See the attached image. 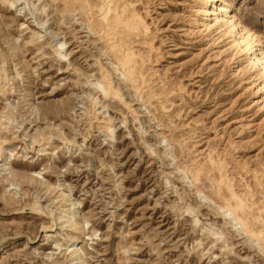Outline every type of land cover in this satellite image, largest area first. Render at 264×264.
I'll return each mask as SVG.
<instances>
[{"label":"rangeland","instance_id":"374dc122","mask_svg":"<svg viewBox=\"0 0 264 264\" xmlns=\"http://www.w3.org/2000/svg\"><path fill=\"white\" fill-rule=\"evenodd\" d=\"M140 1L0 0V264H264V144L210 125L237 85L176 81L193 1ZM227 1L264 54V0Z\"/></svg>","mask_w":264,"mask_h":264},{"label":"bare ground","instance_id":"6f19581e","mask_svg":"<svg viewBox=\"0 0 264 264\" xmlns=\"http://www.w3.org/2000/svg\"><path fill=\"white\" fill-rule=\"evenodd\" d=\"M126 1L127 7L130 5L133 8L139 6L141 2L140 0H136L135 2L130 0ZM192 1L193 3L188 7L187 11L189 13L188 20H184V25L178 23L183 20L184 17L182 16H173L169 23L171 27L176 26L178 28L177 30H179L178 32H180L181 36L186 40L185 44L190 48V52L196 51L192 60L182 65V68L178 70L176 81L177 79H182L184 83L185 78H194L201 74L211 73V78L214 79L217 86L220 84L225 86V84H228L224 82L225 79L230 78L229 83H231V85L233 84V86H237L234 92L227 96L231 104L228 109L234 107L237 111L233 113L235 110L233 108L232 114L227 115L229 111L224 113L225 110L222 112L220 111L221 113H215L217 117L211 121L210 125L213 124V128L217 130L218 126H222V124L217 121L218 117L225 118V116H228L223 122L226 123V125L221 127L222 131L226 133V135H224L223 132H221V137H223L222 141L225 144V146H223V151L227 146L232 147L234 144L240 148L251 150L260 142L264 144V54L260 49L262 40L259 35L251 29L242 26L235 18L231 2L227 0ZM149 2L152 4L154 0H149ZM133 11L137 14L136 10L133 9ZM145 29L147 28L145 27ZM157 50L158 49H155V46L151 44L148 50L142 55L134 52L135 56L138 54V61L140 63V65L137 66L136 62L133 61V71L137 75L138 80H142L144 75L147 74L149 68L146 67V63L152 60L153 51L156 52L158 56L160 55ZM124 54H126V52ZM154 72L157 74L156 71ZM165 79H167V76ZM178 82L182 84L181 81ZM168 84L171 85L172 83L168 82ZM183 88L185 87L183 86ZM226 90H228V88ZM176 96L181 99L184 97L177 93L168 98L170 101H173ZM254 114V119L249 121L246 120ZM242 119L243 121H237ZM227 126L228 129L226 130ZM197 133L198 132L193 131V135L190 139L191 143L188 147L189 150L195 152L202 141L201 138L199 139L201 135ZM233 137L237 138L238 141L233 142ZM165 139L169 142V146L171 150H173L172 152L175 157L179 153H182L178 145H176L172 136V131L169 130V134ZM209 153L211 154L212 152L209 151ZM260 155L264 157V147L260 149ZM252 175L254 174L252 173ZM205 178L207 177L205 176ZM74 205H76V203H72V206ZM66 217L67 222H73L68 213ZM67 250L75 261H79L75 262V264H85L80 260L79 250L75 245L68 247Z\"/></svg>","mask_w":264,"mask_h":264}]
</instances>
